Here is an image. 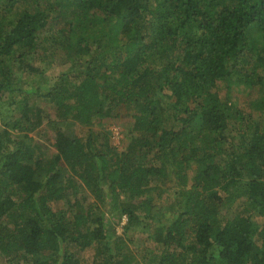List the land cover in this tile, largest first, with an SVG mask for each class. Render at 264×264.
I'll return each mask as SVG.
<instances>
[{
  "label": "trees",
  "instance_id": "1",
  "mask_svg": "<svg viewBox=\"0 0 264 264\" xmlns=\"http://www.w3.org/2000/svg\"><path fill=\"white\" fill-rule=\"evenodd\" d=\"M263 116L264 0H0V264H264Z\"/></svg>",
  "mask_w": 264,
  "mask_h": 264
},
{
  "label": "rangeland",
  "instance_id": "2",
  "mask_svg": "<svg viewBox=\"0 0 264 264\" xmlns=\"http://www.w3.org/2000/svg\"><path fill=\"white\" fill-rule=\"evenodd\" d=\"M52 70V69H51ZM54 72V70L52 71ZM47 76H51L50 72L49 74H47ZM32 90V89H30ZM235 93H237L238 95V102L240 104L245 103V97H243V95L239 94L237 91L234 90ZM40 106H46L47 105V100L45 99H41L38 101ZM245 106V105H244ZM244 110H246L248 112V110L246 108H242ZM130 113V112H129ZM129 117H122L121 121H124V124L129 123L128 122ZM262 119L264 120V116L262 117ZM107 130L110 131V142L112 145H114L116 148H118L119 150L124 149V147L126 146V139H128V137H126V128L123 126H120L119 124L116 123H112L110 122L107 125ZM70 130H73L78 136L80 137H86L87 133H86V129H81L78 126H72L70 127ZM99 130V131H98ZM93 131H98L101 132L99 127L95 126L93 127ZM31 136L34 137L35 141L41 146V147H46L49 146V143L47 142V140H51L52 139V134L48 129H41L39 131H37L36 133L32 134ZM93 201V200H92ZM233 210L231 209L228 214V217H230L232 215ZM113 226H114V230L116 232L117 235H121L122 234V224L121 221L120 222H113ZM142 234L137 236V239L142 240ZM133 247V246H132ZM89 256H92L91 253H86L82 258V264H86L84 262V260H89ZM82 257V256H81Z\"/></svg>",
  "mask_w": 264,
  "mask_h": 264
},
{
  "label": "built area",
  "instance_id": "3",
  "mask_svg": "<svg viewBox=\"0 0 264 264\" xmlns=\"http://www.w3.org/2000/svg\"><path fill=\"white\" fill-rule=\"evenodd\" d=\"M125 222H126V217H123L121 220V224L123 225V224H125Z\"/></svg>",
  "mask_w": 264,
  "mask_h": 264
}]
</instances>
